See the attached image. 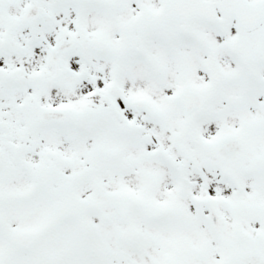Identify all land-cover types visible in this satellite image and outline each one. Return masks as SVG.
Returning a JSON list of instances; mask_svg holds the SVG:
<instances>
[{"label": "snow or ice", "instance_id": "6c2138e0", "mask_svg": "<svg viewBox=\"0 0 264 264\" xmlns=\"http://www.w3.org/2000/svg\"><path fill=\"white\" fill-rule=\"evenodd\" d=\"M0 264H264V0H0Z\"/></svg>", "mask_w": 264, "mask_h": 264}]
</instances>
